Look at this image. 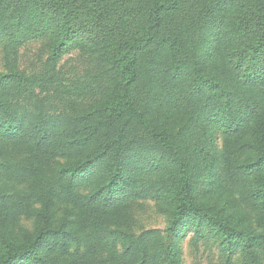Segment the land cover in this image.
<instances>
[{"label": "trees", "instance_id": "obj_1", "mask_svg": "<svg viewBox=\"0 0 264 264\" xmlns=\"http://www.w3.org/2000/svg\"><path fill=\"white\" fill-rule=\"evenodd\" d=\"M44 38L100 78L53 110L0 72V264H183L190 235L264 264V0H0V39ZM143 200L162 235L125 230Z\"/></svg>", "mask_w": 264, "mask_h": 264}, {"label": "rangeland", "instance_id": "obj_2", "mask_svg": "<svg viewBox=\"0 0 264 264\" xmlns=\"http://www.w3.org/2000/svg\"><path fill=\"white\" fill-rule=\"evenodd\" d=\"M49 56V38L31 41L17 48L10 47L6 40L0 39V72H6L7 68L14 64L18 66L22 73L28 76L46 78L48 80L54 78L56 80L54 85L48 82L42 84L43 90L39 87L35 89L36 101L41 104L49 103V106L53 110L63 107L82 109L85 103L83 104L77 100L68 101V99L64 98L65 94L63 90L55 89L61 84L69 86L71 83H95L100 78L98 63L89 56L83 55L78 51H72L62 58L55 68H52L48 64ZM78 104L79 106H77ZM97 184V180L89 181V185L85 189H82V192L86 193ZM128 213L132 220L131 229L126 221L125 230H131L135 236H140L144 232H158L162 235L167 227V217L158 211V205L155 201H139L132 209L128 210ZM20 224L29 230L33 228L31 220L23 218ZM192 238L193 236L190 235L183 239V264L220 263L222 254L218 248L207 242H193L191 241Z\"/></svg>", "mask_w": 264, "mask_h": 264}]
</instances>
